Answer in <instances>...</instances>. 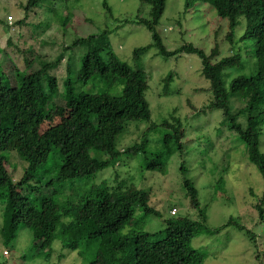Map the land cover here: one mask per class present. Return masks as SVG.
Here are the masks:
<instances>
[{
	"label": "trees",
	"instance_id": "trees-1",
	"mask_svg": "<svg viewBox=\"0 0 264 264\" xmlns=\"http://www.w3.org/2000/svg\"><path fill=\"white\" fill-rule=\"evenodd\" d=\"M42 1L45 0H26L24 17L18 23L24 22L28 12L41 8ZM139 1L149 4V16L140 17L137 13L135 22L150 31L151 42L132 50L135 64L131 66L120 60L110 41L111 33L128 19L115 17L108 0H101V7L116 25L77 36L64 46V50L84 47V53L78 64L68 60L64 66L61 93L56 69L61 66L62 53L53 60L41 61L33 69L35 56L38 59L34 47H16L22 54L23 68H20L16 59H10L0 47V198L9 210V226L32 231L33 247L26 255L35 250L50 254L56 239L62 248L84 253L83 264H203L205 252L194 247L192 239L217 232L229 224L240 225L233 217L214 229L206 225L198 190L186 176L184 162L180 169L185 194L199 218L181 222L169 218L165 227L155 232L147 231L143 225L149 215H159L150 205V191L118 180V175L114 177L115 185L104 178L84 190L63 192L68 180L89 177L115 165L123 153H143L144 167L151 170L163 169L175 153L179 156L186 153L183 124L174 112L159 123L166 130L157 151L146 152L145 143L123 149L116 147V137L129 121H151L146 98L149 76L139 60L152 47L164 58L180 56L183 52L200 58V74L209 82L211 98L199 108L190 102L191 109L200 113L221 110L220 125L237 135L246 147L249 161L264 174V152L259 147L264 129V0L184 1L183 14L208 4L219 22L225 20V38L231 52L223 56H219L217 41L220 23L208 51L192 43L169 50L157 30L167 0ZM46 11L59 16L51 4ZM69 19L67 15L64 19L60 17V22L56 20L65 26ZM8 43H12L11 39ZM242 47L252 57L253 68L249 75H236L227 84V69L248 67ZM174 76L175 73L169 72L162 78V95L169 93ZM90 80L101 82L103 87L83 91L75 87L78 82L85 85ZM117 86L119 92L108 89L115 91ZM236 95L245 104L233 112L231 98ZM241 115L242 122L238 120ZM10 155L21 164L18 180H13L8 170ZM49 187L51 192H41ZM254 207L263 219L264 191ZM9 250L5 249L7 253Z\"/></svg>",
	"mask_w": 264,
	"mask_h": 264
},
{
	"label": "rangeland",
	"instance_id": "rangeland-1",
	"mask_svg": "<svg viewBox=\"0 0 264 264\" xmlns=\"http://www.w3.org/2000/svg\"><path fill=\"white\" fill-rule=\"evenodd\" d=\"M184 1L167 0L157 25L167 49L173 50L182 44L192 43L208 51L213 45L214 30L221 24L217 35L219 56L230 53L231 45L225 38V20L219 22L215 11L208 4L183 14ZM25 2L26 0H0V47L4 48L10 59H16L15 63L20 68H23L22 54L16 47H34L38 59L35 56L31 65L33 69L38 68L41 61L53 60L62 53L64 57L61 66L56 69L58 91L61 93L64 66L68 60L78 64L84 53V47L64 50V46L77 36L96 33L106 27L112 29L116 22L107 16L101 7V0H45L42 1L41 8L36 7L28 12L24 22L18 23L24 17ZM108 3L115 17L128 19L110 35L113 51L120 60L133 66L135 61L132 50L151 42L150 31L143 24L136 23L135 17L139 13L140 17L147 18L150 6L139 0H108ZM48 4L57 8L58 18L46 11ZM67 15L70 19L65 26L57 22H60V17L64 19ZM9 39L11 44L8 43ZM245 52V47H242L241 53L246 58L245 65L248 67L227 69L225 83L228 84L236 75H249L251 72L253 60ZM139 63L149 76L146 98L151 110L149 121L152 123L145 120L129 121L117 135L116 147L123 149L134 143H145L146 152L157 151L161 144L160 138L166 130L159 123L174 112L183 124L186 153L183 156L177 153L171 155L163 169L155 170L144 167L143 153H123L115 165L89 177L68 180L63 192L84 190L104 178H107L110 185H115L114 177L118 175V180L128 181L138 188L150 191V205L159 211V215H149L143 225L147 231L155 232L163 229L165 220L169 218L172 222L199 218L198 211L190 207L185 194L180 169L181 162H184L186 176L198 190L206 225L211 229L220 227L229 217L235 218L240 224H229L217 232L200 234L192 239V245L205 252L203 264H264V218H260L254 207L264 191V174L249 161L246 147L237 135L220 125L221 110L200 113L191 109L190 102L199 108L211 98L209 82L200 74V58L194 53L185 52L180 56L164 58L152 47L140 57ZM169 72L176 76L170 83L169 93L162 95L161 80ZM75 87L83 91L103 86L99 81L90 80L85 85L78 82ZM117 87L115 91L114 88L108 89L116 93L120 91V87ZM57 101L60 100L57 98ZM244 104V100L238 95L231 98L233 112H238ZM239 117V121H244L243 115ZM259 147L264 152V129L260 135ZM9 160L8 170L13 180H18L21 176V164L16 157L11 158V155ZM49 191H52L50 187L41 190L45 194ZM173 207L177 211L171 215L170 209ZM136 214L140 215V212ZM9 220L6 202L0 198L1 264H83L86 261L84 253L62 248L60 241L56 239L50 254L35 250L33 254L26 255L33 247L32 231L16 225L11 228ZM7 248L10 250L4 254Z\"/></svg>",
	"mask_w": 264,
	"mask_h": 264
},
{
	"label": "built area",
	"instance_id": "built-area-1",
	"mask_svg": "<svg viewBox=\"0 0 264 264\" xmlns=\"http://www.w3.org/2000/svg\"><path fill=\"white\" fill-rule=\"evenodd\" d=\"M176 211H177L176 208H172L170 212H171V214H175ZM6 253H7V252L4 250V254H6Z\"/></svg>",
	"mask_w": 264,
	"mask_h": 264
}]
</instances>
